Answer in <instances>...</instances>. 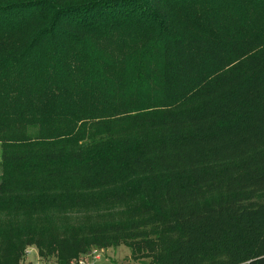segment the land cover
<instances>
[{
	"label": "trees",
	"instance_id": "obj_1",
	"mask_svg": "<svg viewBox=\"0 0 264 264\" xmlns=\"http://www.w3.org/2000/svg\"><path fill=\"white\" fill-rule=\"evenodd\" d=\"M0 150V264H264V0H0Z\"/></svg>",
	"mask_w": 264,
	"mask_h": 264
},
{
	"label": "rangeland",
	"instance_id": "obj_2",
	"mask_svg": "<svg viewBox=\"0 0 264 264\" xmlns=\"http://www.w3.org/2000/svg\"><path fill=\"white\" fill-rule=\"evenodd\" d=\"M1 151V150H0ZM1 153V152H0ZM27 257L23 264H54L53 260H42L37 256L34 248L27 250ZM97 264H148V261H134L131 258L130 250L125 247L109 249L101 255Z\"/></svg>",
	"mask_w": 264,
	"mask_h": 264
},
{
	"label": "built area",
	"instance_id": "obj_3",
	"mask_svg": "<svg viewBox=\"0 0 264 264\" xmlns=\"http://www.w3.org/2000/svg\"><path fill=\"white\" fill-rule=\"evenodd\" d=\"M103 253L104 251L102 250H92L88 254L83 255L71 262V264H97L100 261L101 255Z\"/></svg>",
	"mask_w": 264,
	"mask_h": 264
}]
</instances>
